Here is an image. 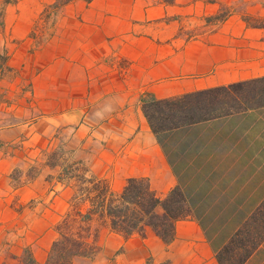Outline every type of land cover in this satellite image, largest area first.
<instances>
[{"label": "crops", "instance_id": "crops-1", "mask_svg": "<svg viewBox=\"0 0 264 264\" xmlns=\"http://www.w3.org/2000/svg\"><path fill=\"white\" fill-rule=\"evenodd\" d=\"M18 1L0 10V47H30L36 19L52 0ZM167 8L180 14V31L197 17L213 19L203 24L200 35L180 39L177 52L154 50L147 40L135 41L144 47H123L118 54L130 60L123 77L102 64L101 76H87L88 82L82 72L74 88L70 63L60 115L56 79L47 69L41 71L37 86L39 96L49 97L48 115L31 128L0 129V264H23V248L31 249L38 264H46L58 238L56 226L78 197L74 183L60 180L66 165L46 166L20 186L12 181L20 163L54 144L58 122L76 123L71 143L77 142L78 149L72 155L86 161L88 174L105 180L111 191L120 193L129 178H148L161 198L179 187L188 209L170 245L150 228L145 237L125 239L112 231L107 218L94 215L90 226L98 233L99 251L72 264H219L217 253L264 201V108L182 127L161 142L142 110L146 93L166 99L263 77L264 28L247 19L264 18V0H172ZM224 10L229 16L218 19ZM76 43L86 55L87 41ZM93 53L100 58L113 52L89 50L86 56ZM40 58L34 57L35 69L41 70ZM66 58L72 60L71 53ZM16 62H24L23 57ZM14 204L23 207L21 214ZM88 209L89 204L81 206L82 212ZM9 238L15 243L12 250L2 251ZM245 264H264V242Z\"/></svg>", "mask_w": 264, "mask_h": 264}, {"label": "rangeland", "instance_id": "rangeland-1", "mask_svg": "<svg viewBox=\"0 0 264 264\" xmlns=\"http://www.w3.org/2000/svg\"><path fill=\"white\" fill-rule=\"evenodd\" d=\"M171 1L52 0L50 3L46 2L30 34V47L23 49L14 46L0 47V129L19 126L31 128L34 123L48 115L46 102L49 101V97L39 96V86H37V76L41 71L47 69L56 79L57 115H60L64 113L63 90L70 63L73 68L74 88L80 86L82 72L88 82L91 81V78H88L91 75L101 76L104 73V69L100 68L102 64H106L111 72L123 77L127 74L130 64L128 58L118 54L123 47L125 51H129V47L133 46L144 47V43L139 44L135 41L147 40L152 42L154 50L160 49L163 53L177 52L180 51V39L189 41L200 35L204 31L203 24L213 19V16L197 17L195 20L187 21L189 28L180 31V14L173 13L167 8V4ZM18 2L15 0L10 4L16 6ZM6 5L4 0H0V10H4ZM229 13V10H224L217 18L224 19ZM107 26H112L115 30L105 32L104 27ZM81 40L87 41L86 55L89 50L100 52L107 49L113 53L100 58H97L95 53L88 56L81 55L82 48L78 45L76 47V42ZM118 45L119 48H116L115 46ZM70 53L72 60L66 58ZM15 54L19 57L16 58L17 60L23 57L24 62H16ZM94 55L96 58L93 57ZM39 56L41 70L35 69L34 66L36 63L34 57ZM34 71H36L35 75ZM58 124L54 144L41 149L31 162H22L14 169L11 174L14 186L33 180L46 166L66 165L73 167L72 170L78 177L84 175L86 179L91 177L88 174L87 162L79 161L76 155H72L75 147L78 149L77 142L71 143L78 128L76 123L68 127L64 126L63 122ZM27 167H29L28 171L24 172ZM68 181L74 183L77 192L78 189L90 187L80 179ZM80 203L79 197L74 198L70 204V211L80 206ZM13 209L20 214L23 212V207L18 208L15 204ZM14 244V240L9 238L3 242V247L8 246L2 251H11ZM26 249L23 248V251Z\"/></svg>", "mask_w": 264, "mask_h": 264}, {"label": "trees", "instance_id": "trees-1", "mask_svg": "<svg viewBox=\"0 0 264 264\" xmlns=\"http://www.w3.org/2000/svg\"><path fill=\"white\" fill-rule=\"evenodd\" d=\"M14 1L4 0V4ZM247 21L264 28V18ZM260 108H264V76L178 97L158 99L150 93L142 97L144 116L160 142L164 135L182 127ZM72 168L66 167L60 180L80 179L90 187L78 189L80 206L69 211L57 224L58 238L46 264H72L78 257L91 258L99 251L98 233L90 226L94 215L107 218L112 231L125 239L135 234L145 237L150 228L165 244L174 242L177 224L188 213L179 187L161 198L148 178H129L123 190L116 193L105 180L78 177ZM84 204H89L87 212L81 210ZM263 242L264 201L217 253L216 259L219 264H245ZM22 263L38 264L31 249L24 251Z\"/></svg>", "mask_w": 264, "mask_h": 264}]
</instances>
